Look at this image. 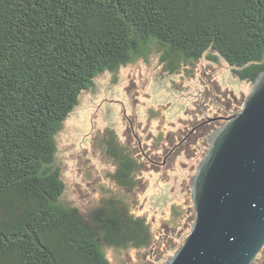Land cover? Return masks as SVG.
Masks as SVG:
<instances>
[{
  "label": "trees",
  "instance_id": "obj_1",
  "mask_svg": "<svg viewBox=\"0 0 264 264\" xmlns=\"http://www.w3.org/2000/svg\"><path fill=\"white\" fill-rule=\"evenodd\" d=\"M150 53L169 73L203 58L253 82L264 69V0H0V264H113L108 249L153 246L129 196L142 179L136 146L110 127L98 136L111 185L88 209L63 199L55 164L80 95ZM241 105L199 124L219 122L201 137L203 155Z\"/></svg>",
  "mask_w": 264,
  "mask_h": 264
},
{
  "label": "rangeland",
  "instance_id": "obj_2",
  "mask_svg": "<svg viewBox=\"0 0 264 264\" xmlns=\"http://www.w3.org/2000/svg\"><path fill=\"white\" fill-rule=\"evenodd\" d=\"M251 84L237 79L227 64L203 58L169 73L150 53L100 74L80 95L56 139L63 199L88 209L111 185L104 174L111 164L97 145L106 127L136 146L143 163L142 179L129 196L133 211L146 218L156 240L151 248L108 249L113 264H163L179 247L180 237L182 244L195 216L189 180L204 156L201 137L219 122L202 128L199 123L240 106ZM174 205L185 212L181 218L172 215ZM255 264H264V246Z\"/></svg>",
  "mask_w": 264,
  "mask_h": 264
},
{
  "label": "water",
  "instance_id": "obj_3",
  "mask_svg": "<svg viewBox=\"0 0 264 264\" xmlns=\"http://www.w3.org/2000/svg\"><path fill=\"white\" fill-rule=\"evenodd\" d=\"M207 142L189 180L190 232L163 264H255L264 246V69Z\"/></svg>",
  "mask_w": 264,
  "mask_h": 264
},
{
  "label": "flooded vegetation",
  "instance_id": "obj_4",
  "mask_svg": "<svg viewBox=\"0 0 264 264\" xmlns=\"http://www.w3.org/2000/svg\"><path fill=\"white\" fill-rule=\"evenodd\" d=\"M224 118H225V116H223V119L221 118L220 120H221V121H222V120L224 121ZM201 123H202V122H201ZM199 124H200V123H199ZM202 125H203V124L199 125V127H201ZM199 127H198V128H199Z\"/></svg>",
  "mask_w": 264,
  "mask_h": 264
}]
</instances>
